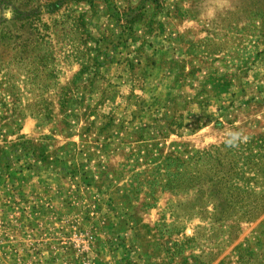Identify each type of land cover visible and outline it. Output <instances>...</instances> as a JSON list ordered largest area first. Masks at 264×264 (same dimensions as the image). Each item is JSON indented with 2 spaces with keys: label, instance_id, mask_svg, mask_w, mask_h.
<instances>
[{
  "label": "rangeland",
  "instance_id": "rangeland-1",
  "mask_svg": "<svg viewBox=\"0 0 264 264\" xmlns=\"http://www.w3.org/2000/svg\"><path fill=\"white\" fill-rule=\"evenodd\" d=\"M263 194L264 0H0V264H264Z\"/></svg>",
  "mask_w": 264,
  "mask_h": 264
},
{
  "label": "trees",
  "instance_id": "trees-1",
  "mask_svg": "<svg viewBox=\"0 0 264 264\" xmlns=\"http://www.w3.org/2000/svg\"><path fill=\"white\" fill-rule=\"evenodd\" d=\"M224 146V147H223ZM223 148H219L216 146H212L210 148H206L205 150L198 151L194 156L191 157L190 161L179 159V158H168L167 163L168 165L174 164L177 167L181 166L183 167V170H176L175 172L169 171L167 174L172 181V185H175V187L179 188H187L189 186L197 189L198 193V199L199 196H202L204 198V207H202L200 210L205 211L206 206L208 204H212V199L214 197V190H218V195H229V192L227 191L229 189L230 180H229V173L226 171L227 169V163L229 162V152L227 151L228 147L223 145ZM245 154V152L242 153V155ZM242 159H245V157H242ZM239 162V161H238ZM243 173V168H241ZM247 179L243 177L240 178V181H246ZM245 183V184H246ZM216 187V188H215ZM232 187L235 188L237 191L238 196L240 197L242 194L249 192L250 185H243L239 182H235L232 184ZM264 196V194H263ZM219 199V198H218ZM228 207L231 208L232 205L228 204ZM200 212V214L205 215L203 212ZM217 208H215L214 215L217 216V218H210L215 222L216 224L224 223L227 221H230L233 218H221L216 214ZM264 212V203H259L255 206H253L252 210L249 211V214L251 213H257L262 214ZM244 219V221L242 220ZM257 218H241V220H237V225L232 226V228H241V225L243 222H250L252 220H255ZM247 252V251H246ZM239 257H242L238 263H243V256L245 255V252H239Z\"/></svg>",
  "mask_w": 264,
  "mask_h": 264
},
{
  "label": "clouds",
  "instance_id": "clouds-1",
  "mask_svg": "<svg viewBox=\"0 0 264 264\" xmlns=\"http://www.w3.org/2000/svg\"><path fill=\"white\" fill-rule=\"evenodd\" d=\"M247 140V137L241 132H229L225 141L228 147H237L242 141Z\"/></svg>",
  "mask_w": 264,
  "mask_h": 264
}]
</instances>
